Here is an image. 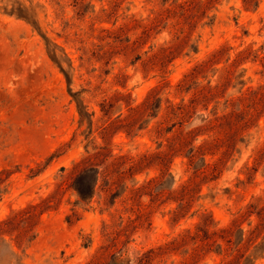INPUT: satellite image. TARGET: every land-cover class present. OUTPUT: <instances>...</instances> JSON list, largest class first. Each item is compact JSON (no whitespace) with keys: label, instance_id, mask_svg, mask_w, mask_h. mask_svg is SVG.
Instances as JSON below:
<instances>
[{"label":"rangeland","instance_id":"374dc122","mask_svg":"<svg viewBox=\"0 0 264 264\" xmlns=\"http://www.w3.org/2000/svg\"><path fill=\"white\" fill-rule=\"evenodd\" d=\"M262 47L264 0H0V264H264V212L238 220L246 240L226 259L190 237L205 217L231 224L264 192V111L236 122L239 99L264 84ZM194 94L182 130L211 143L198 176L174 132L155 134L172 124L166 101Z\"/></svg>","mask_w":264,"mask_h":264},{"label":"trees","instance_id":"16d2710c","mask_svg":"<svg viewBox=\"0 0 264 264\" xmlns=\"http://www.w3.org/2000/svg\"><path fill=\"white\" fill-rule=\"evenodd\" d=\"M185 5H179L180 7V14H183ZM168 12H171L168 10ZM174 16L179 14V12L174 11ZM156 21H154V26ZM153 26V27H154ZM228 50V49H226ZM264 51V47L261 49ZM221 52H225V49L217 50L213 52L211 55V59L214 58L217 54H220ZM253 52L250 49H246L244 51H241L237 54V58H241L242 60H246ZM264 57H261L263 59ZM211 59L202 61L201 63L194 66L190 73L188 75H185L183 80H181L177 85V92L178 93H189L191 90V87L193 85V79L195 78V74H199L198 71L200 68H205L209 66V63L211 62ZM227 59L226 61H228ZM199 72V73H198ZM208 91L204 93V95L201 97L203 102H207V97L210 95L213 97L214 94H211L212 88L205 87ZM195 96V94H194ZM196 98L191 99L189 101V105H186L184 103V99L181 100L179 104H173L170 101H166V107L164 109L165 115H164V122L168 123L171 122V126L163 128V122L159 123L158 128L155 131V134L157 137H163L166 134L173 133L176 134L175 138L172 141V145L176 148L178 147V150L175 152L180 157H185L187 159V171L192 170V175L198 176L199 174H205L206 171H204L208 164L206 163L205 156L207 155L209 148L208 146L211 145L207 140H203L198 146L194 145V142L197 140L198 135H195L191 140H189L190 134H192V131L184 133L182 130V125L184 123H187L194 112L191 113V105L195 102ZM200 98V97H199ZM155 97L148 96L146 100L141 104V108H145V110L151 109L152 105L154 104ZM240 106H242V113L240 115V118L236 120L237 125L243 127L247 126V124L251 123L255 117H259L260 114L264 111L263 109V102H264V84L259 86L256 90H249L246 97L239 99ZM140 107L136 108H130V111L138 110ZM157 113L161 110V105L158 104L156 106ZM193 110L196 109V107L192 108ZM157 114L155 115V117ZM175 126H179V132L177 133V130L174 131ZM216 126H212L211 129L215 128ZM214 155V154H210ZM223 156H225V153H222ZM261 151H258L257 153V159L260 160L261 158ZM143 158H146V155H143ZM222 159V158H221ZM221 159L219 161L213 163V169L212 174L214 172L218 171L219 162L221 163ZM202 161V165L200 168H197L198 162ZM129 163L131 164L130 168L134 167L135 162L130 159ZM221 173V172H218ZM206 176V175H205ZM159 183H161V180L156 181L155 179L148 181V185H151L153 187L157 186ZM188 184V183H187ZM189 185H182L181 190L183 192L182 196L185 197L188 195L191 190L188 187ZM75 190L82 200H86L90 198L93 195L94 187L91 189H85L80 187H75ZM184 199V198H183ZM182 199V200H183ZM180 200V201H182ZM264 212V192L261 196L252 198L251 202L244 208V210H240L237 213V217L233 220L231 224H228L226 226H222L217 228V224L213 223L212 219H209L208 217H205L203 219L202 223H199L195 227V232L192 236V241H194V244H196V248H199L201 246V250L206 248V253H214L217 256H223L224 259L231 257V255L234 252H239L241 250V246L246 240L244 229H242V223L237 224L238 220L243 219V221L250 219L251 217L255 216L256 218L260 219L263 217ZM29 213L26 212V215ZM30 216V214H29ZM7 224L5 221L0 222V226ZM252 225V222L248 223V226L250 227ZM248 231V230H247ZM188 234H190V230L187 231ZM250 235L253 234V231H248ZM184 238V237H183ZM258 238L256 237L254 240L249 239L247 242H250V245H253ZM183 240V239H182ZM222 243H220V242ZM175 241H172L171 243L167 244V248L171 245H173ZM224 243V244H223ZM215 246V249L212 248ZM254 248H257V245L254 246ZM247 251V250H246ZM244 258V262L246 263L247 260L249 261V256L245 258V252L242 253L238 257V263L241 262V260Z\"/></svg>","mask_w":264,"mask_h":264}]
</instances>
